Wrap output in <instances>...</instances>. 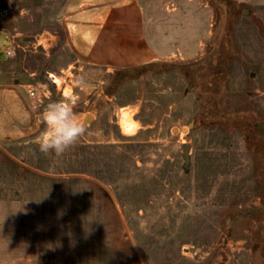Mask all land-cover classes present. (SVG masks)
<instances>
[{
	"label": "rangeland",
	"instance_id": "rangeland-1",
	"mask_svg": "<svg viewBox=\"0 0 264 264\" xmlns=\"http://www.w3.org/2000/svg\"><path fill=\"white\" fill-rule=\"evenodd\" d=\"M65 2L0 16L26 109L86 129L62 156L38 150L42 120L0 139V264H264V0H141L150 54L112 65L73 62Z\"/></svg>",
	"mask_w": 264,
	"mask_h": 264
},
{
	"label": "crops",
	"instance_id": "crops-1",
	"mask_svg": "<svg viewBox=\"0 0 264 264\" xmlns=\"http://www.w3.org/2000/svg\"><path fill=\"white\" fill-rule=\"evenodd\" d=\"M18 9L21 13L28 12L24 6ZM60 20L66 35L65 48L74 63H130L138 56L150 54V47L144 44L141 0H66ZM3 37L0 31V39ZM5 41L9 40L5 37ZM47 72L52 73L50 69ZM9 74L0 69V139L24 136L30 132L29 125L35 123L38 127L41 121L40 114H33L25 106L29 101L25 88H36L39 92L38 88L17 79L11 82Z\"/></svg>",
	"mask_w": 264,
	"mask_h": 264
},
{
	"label": "clouds",
	"instance_id": "clouds-1",
	"mask_svg": "<svg viewBox=\"0 0 264 264\" xmlns=\"http://www.w3.org/2000/svg\"><path fill=\"white\" fill-rule=\"evenodd\" d=\"M44 130L36 141L38 150L45 154L62 156L74 147L86 132L71 106L53 102L41 114Z\"/></svg>",
	"mask_w": 264,
	"mask_h": 264
},
{
	"label": "built area",
	"instance_id": "built-area-1",
	"mask_svg": "<svg viewBox=\"0 0 264 264\" xmlns=\"http://www.w3.org/2000/svg\"><path fill=\"white\" fill-rule=\"evenodd\" d=\"M17 1L18 0H5L6 2L5 6L0 5V16L6 15L7 13L14 11L15 4ZM13 52H14L13 49H8L6 51V54L11 55ZM29 93L33 99L32 106L33 108L37 109L40 106L42 99L40 98L39 94L33 89H31Z\"/></svg>",
	"mask_w": 264,
	"mask_h": 264
},
{
	"label": "trees",
	"instance_id": "trees-1",
	"mask_svg": "<svg viewBox=\"0 0 264 264\" xmlns=\"http://www.w3.org/2000/svg\"><path fill=\"white\" fill-rule=\"evenodd\" d=\"M59 34H60L63 42L65 43L66 35H65V30L62 27V25L59 28ZM175 232L178 233L177 231H174V230H170V231L164 230V233L166 234L165 239L163 238V235L160 234L159 236H155V238H153L152 241H146V243L151 244L150 247H156V248L161 249L167 244L166 240H171V237L175 234Z\"/></svg>",
	"mask_w": 264,
	"mask_h": 264
},
{
	"label": "water",
	"instance_id": "water-1",
	"mask_svg": "<svg viewBox=\"0 0 264 264\" xmlns=\"http://www.w3.org/2000/svg\"><path fill=\"white\" fill-rule=\"evenodd\" d=\"M183 130H186V128L184 127ZM184 153L187 155L188 154V146H185L184 148ZM75 175H82V174H75ZM87 176V175H84ZM87 177H91V176H87ZM92 178V177H91ZM98 181V180H97ZM135 245V244H134ZM141 258V257H140ZM142 259V258H141Z\"/></svg>",
	"mask_w": 264,
	"mask_h": 264
},
{
	"label": "bare ground",
	"instance_id": "bare-ground-1",
	"mask_svg": "<svg viewBox=\"0 0 264 264\" xmlns=\"http://www.w3.org/2000/svg\"><path fill=\"white\" fill-rule=\"evenodd\" d=\"M128 122H129V120H128ZM124 129V128H123ZM126 130V129H125Z\"/></svg>",
	"mask_w": 264,
	"mask_h": 264
}]
</instances>
